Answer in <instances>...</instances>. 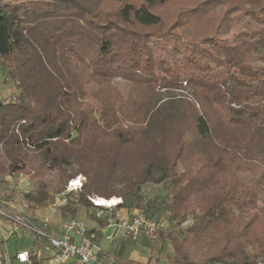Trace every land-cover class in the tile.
Masks as SVG:
<instances>
[{
    "label": "trees",
    "instance_id": "16d2710c",
    "mask_svg": "<svg viewBox=\"0 0 264 264\" xmlns=\"http://www.w3.org/2000/svg\"><path fill=\"white\" fill-rule=\"evenodd\" d=\"M104 1L119 7L106 11ZM231 1L202 0L162 31L164 22L154 9L167 0H0V71L16 79L22 91L15 103L0 101L5 160L0 176L25 174L26 152L31 149L50 168L76 164L67 179L82 174L89 185L96 174V159L86 155L90 133L110 131L113 140L124 146L154 144L184 114L163 112L167 103L158 100L125 115L121 111L125 103L110 86L111 80H124L145 92L155 87L177 89L185 83L191 94L186 121L193 126L190 140L196 153L176 161L190 159L195 169L186 166L177 173L176 164L167 162L165 168L162 160L150 158L143 173L115 175L126 181L129 196L153 181L152 169L162 168L153 182L170 180L171 220L181 225L190 217L191 222L182 239L162 236L170 244L172 264H193L188 247L200 242L214 245L204 255L206 261L264 260V222L257 223V199L252 193L236 194L238 184L227 185L221 177L252 170L253 163L264 173V67L253 65L264 63V0ZM221 7L212 34L203 37L192 29L193 23ZM234 18L254 27L233 46H219L215 39L228 34ZM96 85L107 89L105 101L93 99ZM183 137L181 133L178 138L180 156L186 144ZM114 163L106 160V168ZM210 184L205 203L186 200ZM90 195L83 187L78 202L90 205ZM127 196L119 195L118 209L126 207ZM26 200L30 211L46 208V186L39 183ZM30 259L39 264L31 254ZM4 261L1 253L0 264Z\"/></svg>",
    "mask_w": 264,
    "mask_h": 264
},
{
    "label": "rangeland",
    "instance_id": "374dc122",
    "mask_svg": "<svg viewBox=\"0 0 264 264\" xmlns=\"http://www.w3.org/2000/svg\"><path fill=\"white\" fill-rule=\"evenodd\" d=\"M93 1V0H92ZM133 2H138V0H131ZM202 0H167V2L158 6L154 11L160 15L164 22L165 31L179 16V14L185 10L197 5ZM232 0L231 2H235ZM104 10L111 12V9H116L119 7L117 3H111L104 1L101 5ZM223 7L217 8L211 11L205 19H201L192 24V29L200 35L207 36L214 32L216 25L218 24L221 12H223ZM244 19L234 18L232 27L227 35L221 36L215 39V42L219 46H233L235 43L241 41V34L246 32L249 27H254L252 24L246 23ZM255 67H264V63L256 61L253 64ZM110 86L117 93L119 98L124 101V105L121 111L125 115H129L134 111L136 107L145 106L150 107L155 103V101L162 100L165 102L163 104L167 105L163 108V112L170 111L171 113L179 112L184 113L183 117L179 122H176L174 126L171 124L167 127V132L164 136L154 144L144 143L142 146H124L121 143H116L111 137L110 131H105L101 133H90L88 138L92 136V140H89V146L87 150V156L92 159H96V174L93 176L94 182L89 183L86 186L87 178L82 175H75L71 179H67L68 176L73 174L76 170L77 165H66L63 164L60 168H50L49 165L43 163L41 154L28 150L26 152V169L22 174H11L0 176V188L2 191L6 192L12 199H26V195H32L36 190L39 183L46 186L49 192V204L43 209H61L64 207L82 206L85 210L94 211L95 208L109 209L108 207H101L94 204L93 200L96 197L104 198L106 200L117 198L119 203H117L112 209H118V205L122 203V199L119 195H128L129 186L126 184L124 179H118L116 173H143L144 168L150 162V158L155 162L160 163L161 166L167 168V162L169 165L171 163L176 164L177 173H181L185 167H192L195 169V165L192 164V160L186 162L176 161L184 156L191 157L196 153V148L191 142V135L193 134L192 124H188L187 118L189 119L191 109L187 105V100L191 101L190 89L185 86L177 89H161L160 87H155L152 92H145L133 88L132 84L121 79H113L110 82ZM94 98L96 101H105L107 89L104 87L93 88ZM22 98V91L19 87V83L16 79H12L8 74H3L0 71V101L7 105L8 103H15ZM88 99V100H93ZM160 102V103H161ZM82 103V100H79ZM134 103H138L134 105ZM159 103V104H160ZM158 104V105H159ZM162 104V105H163ZM157 105V104H156ZM176 126V127H175ZM184 134V141L186 144L183 148L182 154L180 156V142H178L179 135ZM207 146H205V149ZM209 150V149H207ZM106 160H114L115 163L109 168H106ZM5 163L4 151L0 144V166ZM198 163H201L199 161ZM252 170H242L237 173H223V177L227 185H231L232 182L238 184V192L236 194L242 195L241 193H252L257 199V211L259 213V219L257 223L264 222V173L258 164H251ZM170 168V167H168ZM162 168L152 169L150 173H154L153 181L159 179V173H162ZM216 169L213 170L215 173ZM112 173V174H111ZM172 175V174H171ZM212 176V175H211ZM213 175L212 177H214ZM72 179H78L81 182L80 190H77L69 195L68 204L65 206L59 205L60 194L65 190L68 182ZM152 180L143 183L136 193L133 195H128L126 197L125 208L131 207V210L142 211L145 215L153 217L157 220L160 228L153 234V236L144 235L149 238V246L155 255H159L164 261V264H172L169 261L168 255L172 253L170 249V244L167 239L162 238L163 235L171 234L179 239H182L185 235V228L190 225V217L187 222L179 225L177 220L172 221L171 215L169 213V203L172 201V189L173 186L170 180H165L163 182H153ZM214 183V181L212 182ZM213 184L208 187L203 188L202 191L191 194L186 200H198L201 203H205V199L210 195L211 188ZM83 187H87L91 192V195L87 197V201L90 205L80 204L78 202L79 195L83 190ZM136 207V208H135ZM196 206L194 205L193 208ZM124 209V211H126ZM135 208V209H134ZM37 209V210H41ZM36 210V209H35ZM34 211V210H33ZM32 214L33 212L30 211ZM136 213V212H134ZM133 213V214H134ZM4 222V221H2ZM258 231V228H256ZM12 243L16 242V246L20 250L31 251L34 247V240L29 235H19L13 236L10 240ZM132 241V240H131ZM135 242V241H134ZM10 245V242H9ZM6 247V246H5ZM213 244L202 245V243L192 244L188 247L189 263H199L206 261L207 258L204 256L209 253ZM7 249V247H6ZM8 252H12V249H7ZM145 247L138 248L137 251L141 256H145ZM149 251V250H148ZM44 264H48L44 262Z\"/></svg>",
    "mask_w": 264,
    "mask_h": 264
},
{
    "label": "built area",
    "instance_id": "2783aa9c",
    "mask_svg": "<svg viewBox=\"0 0 264 264\" xmlns=\"http://www.w3.org/2000/svg\"><path fill=\"white\" fill-rule=\"evenodd\" d=\"M78 179L68 182L65 190L60 194L59 205L68 204L69 195L81 188L73 185ZM1 181V178H0ZM95 204V203H94ZM115 206V205H114ZM95 208L93 217L104 222L105 227L112 231L105 236L106 241H112L115 234H120L126 239L136 241L140 235L153 236L160 226L157 220L144 213L136 212L126 215L121 209ZM0 221L8 224V232L5 236L29 235L40 249L50 252L53 264H62L66 261L76 260L80 264H104L100 261L101 252L99 238L95 231L80 221L71 219L61 224L60 236H52L48 232L47 220L37 224L30 213V204L26 199H12L0 188ZM3 264H32L30 254L27 251L16 252L13 259L5 256ZM193 264H237L224 261H203ZM248 264H264L263 259H257Z\"/></svg>",
    "mask_w": 264,
    "mask_h": 264
},
{
    "label": "crops",
    "instance_id": "0c3cea01",
    "mask_svg": "<svg viewBox=\"0 0 264 264\" xmlns=\"http://www.w3.org/2000/svg\"><path fill=\"white\" fill-rule=\"evenodd\" d=\"M124 214L131 215L135 211L121 209ZM32 217L37 224H40L42 221L47 220L49 222L48 232L52 236H60L61 234V224L75 219L77 221L85 223L90 230L96 232L99 238V246L101 249L99 259L104 264H164V261L159 255H155L152 249L154 248L149 246V238L144 235L134 242L130 239L122 237L120 234H115L112 241H106L105 236L112 233L110 229L105 227V224L101 220H97L93 217L92 210H85L82 206H74V208L64 207L61 209H41L32 211ZM8 224L0 221V254L12 258L16 252L26 251L20 250L16 246V242L12 243L10 240L12 237L5 236L8 232ZM10 242V245H9ZM12 249V252H8L6 249ZM145 247L148 249L145 256H141L137 249ZM28 252V251H27ZM39 264H53L52 256L50 252H46L43 249H40L39 245L34 242V247L31 251L28 252ZM62 264H80L76 260L66 261Z\"/></svg>",
    "mask_w": 264,
    "mask_h": 264
},
{
    "label": "bare ground",
    "instance_id": "6f19581e",
    "mask_svg": "<svg viewBox=\"0 0 264 264\" xmlns=\"http://www.w3.org/2000/svg\"><path fill=\"white\" fill-rule=\"evenodd\" d=\"M79 183L80 182L77 180L73 185L78 186ZM93 202L97 206L112 207V206L116 205L117 203H119V200L117 198H112V199L106 200L104 198L96 197V198H94Z\"/></svg>",
    "mask_w": 264,
    "mask_h": 264
}]
</instances>
